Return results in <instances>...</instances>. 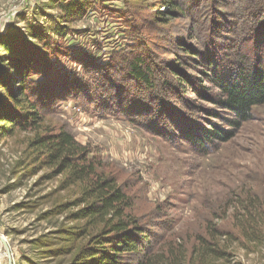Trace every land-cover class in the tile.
<instances>
[{
	"label": "rangeland",
	"instance_id": "rangeland-1",
	"mask_svg": "<svg viewBox=\"0 0 264 264\" xmlns=\"http://www.w3.org/2000/svg\"><path fill=\"white\" fill-rule=\"evenodd\" d=\"M174 1L180 8L170 12L168 0H0V115L22 81L43 116L33 128L0 130L7 264H77L102 227L76 217L84 186L31 147L62 130L131 197L153 242L185 253L181 264H264V105L208 155L166 136L185 118L204 117L194 105L209 106L172 91L174 70L191 73L179 48L248 51L261 36L254 25L264 0ZM136 57L151 67L153 88L131 80ZM202 239L219 243L222 257L200 254Z\"/></svg>",
	"mask_w": 264,
	"mask_h": 264
},
{
	"label": "trees",
	"instance_id": "trees-1",
	"mask_svg": "<svg viewBox=\"0 0 264 264\" xmlns=\"http://www.w3.org/2000/svg\"><path fill=\"white\" fill-rule=\"evenodd\" d=\"M168 2L166 7L170 12L180 8L174 0ZM68 9L70 11V6ZM243 26L248 25L240 27ZM254 26L261 36H256L250 46L246 44L251 47L248 51L240 44L230 48L225 43L221 46L214 42L203 51L191 46L179 48L187 59L184 68L191 73L174 70L176 85H170L172 91L181 92L183 96L193 93L209 106L194 105L204 117L198 118L200 121L185 118L181 124L173 125L167 137L171 135L172 139L187 143L199 155H208L233 139L243 124L252 119L254 108L264 105V20H257ZM254 29L252 33H256ZM233 40L229 42L234 45L239 41L238 38ZM227 53H231L235 63L227 64ZM142 59L136 57L128 61L131 80L144 84L146 89L153 88L151 67ZM23 83H19L17 93L9 91L13 108L0 115V130L4 134H11L17 128H33L43 122L38 104L26 98ZM31 147L41 152L47 165L57 166L59 173H66L71 183L84 186L79 200L83 208L76 217L102 225L92 240L93 247L79 256L77 264H181L185 259V253L178 249L168 252L164 245L157 246L153 242L150 232L131 212L134 205L131 197L116 179L104 176L100 171L101 162L89 158L91 151L70 133L62 130L36 136ZM201 246L200 254L223 255L219 243L202 239Z\"/></svg>",
	"mask_w": 264,
	"mask_h": 264
},
{
	"label": "bare ground",
	"instance_id": "bare-ground-1",
	"mask_svg": "<svg viewBox=\"0 0 264 264\" xmlns=\"http://www.w3.org/2000/svg\"><path fill=\"white\" fill-rule=\"evenodd\" d=\"M8 261V254H1L0 255V264H7Z\"/></svg>",
	"mask_w": 264,
	"mask_h": 264
},
{
	"label": "water",
	"instance_id": "water-1",
	"mask_svg": "<svg viewBox=\"0 0 264 264\" xmlns=\"http://www.w3.org/2000/svg\"><path fill=\"white\" fill-rule=\"evenodd\" d=\"M7 252H8V250H7ZM9 260H10V257H9ZM12 262H11V260H10V264H11Z\"/></svg>",
	"mask_w": 264,
	"mask_h": 264
}]
</instances>
